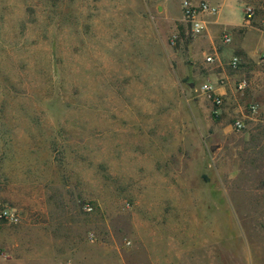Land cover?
<instances>
[{
    "label": "rangeland",
    "instance_id": "374dc122",
    "mask_svg": "<svg viewBox=\"0 0 264 264\" xmlns=\"http://www.w3.org/2000/svg\"><path fill=\"white\" fill-rule=\"evenodd\" d=\"M180 3L0 0V212L79 220L87 241L123 243L143 205L178 203L189 224L183 205L201 189L232 206L213 254L264 264V115L237 80L219 109L201 91L233 71L191 36Z\"/></svg>",
    "mask_w": 264,
    "mask_h": 264
},
{
    "label": "crops",
    "instance_id": "0c3cea01",
    "mask_svg": "<svg viewBox=\"0 0 264 264\" xmlns=\"http://www.w3.org/2000/svg\"><path fill=\"white\" fill-rule=\"evenodd\" d=\"M193 1L207 2L218 9L216 15L204 17L205 30L199 36L201 46L210 49L218 64L229 69L232 57L240 61L237 70L231 69L233 74L220 73L224 81L222 86L214 88L215 93L221 98H232V85L236 80L246 79V101L251 102L249 105H257L258 113L263 116L264 62L260 61V55L264 52V30L261 28L264 0ZM246 7L253 10L248 23L243 14ZM224 33L230 37L229 44L216 41ZM152 191L159 195L158 189ZM189 192L194 198L183 205V209L191 212L189 224L177 222L178 203L169 204L171 210L164 214L160 213L164 212L161 208L166 211L164 205H143L145 215L139 219L134 215L131 217L123 243L112 231L104 241L88 243L84 224L79 220L28 216L17 225L1 227L0 264H227L226 252L223 257H218L212 250L215 245L227 243L228 232L222 233V222L225 228L233 220L232 206L227 200L213 205L209 191ZM205 195L209 198L202 199ZM208 209L211 214L206 212ZM221 210L228 212L224 218L218 212ZM235 237L242 242L243 229L239 226H235Z\"/></svg>",
    "mask_w": 264,
    "mask_h": 264
},
{
    "label": "built area",
    "instance_id": "2783aa9c",
    "mask_svg": "<svg viewBox=\"0 0 264 264\" xmlns=\"http://www.w3.org/2000/svg\"><path fill=\"white\" fill-rule=\"evenodd\" d=\"M167 2L168 0H163ZM182 20L190 28V34L192 37H199L203 34L205 30L204 17L214 16L217 13V7L210 5L207 2H195L193 0H181L180 3ZM244 21L250 22L253 17V10L250 7L244 9ZM261 28L264 30V18L261 21ZM179 40V36L175 35L171 39V45L174 46L175 43ZM220 44H229L230 37L227 34H222L219 39ZM206 62H212L213 57H206ZM260 61L264 62V52L260 55ZM240 65V61L237 57H232L228 63V66L237 70ZM248 87V82L246 79H241L236 83V90L243 92ZM201 91L205 96L212 101L216 109H219L222 105V98L217 95L214 91V88L211 84H203ZM252 116H256L258 113L257 105H249L247 109ZM217 113V110L215 111ZM247 117V116H245ZM260 130L264 135V120H260ZM233 129L237 132H240L245 129V123L243 120H235L232 124ZM86 212H91L92 208L90 206H85ZM0 220L4 221L10 225H17L19 223V216L14 209H4L0 212ZM88 241L93 244L96 240V237L93 234H89L87 237Z\"/></svg>",
    "mask_w": 264,
    "mask_h": 264
},
{
    "label": "water",
    "instance_id": "95a60500",
    "mask_svg": "<svg viewBox=\"0 0 264 264\" xmlns=\"http://www.w3.org/2000/svg\"><path fill=\"white\" fill-rule=\"evenodd\" d=\"M158 10H160V9H158Z\"/></svg>",
    "mask_w": 264,
    "mask_h": 264
}]
</instances>
